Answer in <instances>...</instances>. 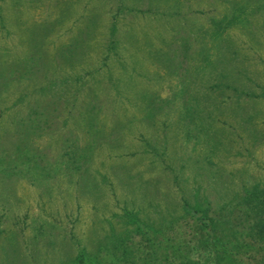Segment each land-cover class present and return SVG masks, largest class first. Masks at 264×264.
Returning a JSON list of instances; mask_svg holds the SVG:
<instances>
[{
	"label": "rangeland",
	"instance_id": "374dc122",
	"mask_svg": "<svg viewBox=\"0 0 264 264\" xmlns=\"http://www.w3.org/2000/svg\"><path fill=\"white\" fill-rule=\"evenodd\" d=\"M252 192L264 0H0V264H130Z\"/></svg>",
	"mask_w": 264,
	"mask_h": 264
},
{
	"label": "trees",
	"instance_id": "16d2710c",
	"mask_svg": "<svg viewBox=\"0 0 264 264\" xmlns=\"http://www.w3.org/2000/svg\"><path fill=\"white\" fill-rule=\"evenodd\" d=\"M259 195L249 193L254 201L248 207L241 202V196L223 219L225 223L201 206L187 205L186 213L192 219L189 233L183 230L169 235L151 224L138 223L146 251L137 247L130 264H264V205ZM128 252L123 249V254ZM103 260L96 261L80 251L75 264H104Z\"/></svg>",
	"mask_w": 264,
	"mask_h": 264
}]
</instances>
